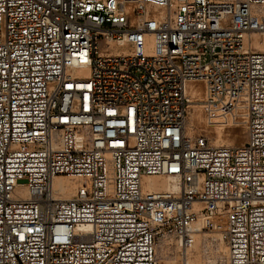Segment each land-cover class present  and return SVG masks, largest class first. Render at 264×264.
<instances>
[{
	"label": "built area",
	"instance_id": "obj_1",
	"mask_svg": "<svg viewBox=\"0 0 264 264\" xmlns=\"http://www.w3.org/2000/svg\"><path fill=\"white\" fill-rule=\"evenodd\" d=\"M262 35L264 0H0V264H160L198 233L264 264ZM196 102L244 143L189 131Z\"/></svg>",
	"mask_w": 264,
	"mask_h": 264
},
{
	"label": "bare ground",
	"instance_id": "obj_2",
	"mask_svg": "<svg viewBox=\"0 0 264 264\" xmlns=\"http://www.w3.org/2000/svg\"><path fill=\"white\" fill-rule=\"evenodd\" d=\"M134 1L135 0H128V4H127L126 8H128L130 10L132 8L131 2H134ZM262 38H264V35H262ZM260 39H261L260 36H256L257 46L261 49H264V43L259 42ZM198 82L202 83L204 90H202L200 88L199 83H197V81H189L187 83V92L193 98L198 99V100H203V99H205V87H204V84L202 81H198ZM192 106L195 108L194 109V117H196L197 120H201V118H202L201 112H202L203 105L202 104H195ZM203 110H204V108H203ZM190 115L192 116V113ZM206 129L210 130V132L213 134L212 138H213L214 145L221 143L218 145L237 146V145H241L244 143V140L242 138L243 137L242 134H239V133L231 134V132L228 131L227 129H225L223 127V125H220L218 123L212 124L210 127L206 128ZM240 133H241V131H240ZM75 181L76 180H74V178L71 176H67V175L57 176L54 178V187L56 189H59L62 192L63 197L69 198V197H72L74 192H75V189H76V182ZM142 182H143V186L146 190H163V191L169 192L171 194H177L180 190L179 180L177 178L172 177V176H165V177H164V175L145 176V177H143ZM192 227L196 228V225H193ZM160 242L162 243V248H164L165 250L166 249H173L175 251H179V253H180V255L176 258V260H174V258L172 259L171 257H169L171 259L167 258L168 259L167 262L170 264H176V262H177V264H178V262L180 264V260L182 259V257H183V261L185 259V256H183L184 254H187L186 259L189 262V264H192V263L194 264V262L199 261V258H196L195 254H192L190 252V248L194 242L192 244L188 245L187 249L185 247L182 248L178 241H175L174 246L169 245V241L166 240L165 238H162ZM211 242H212V248L211 249L214 250L213 253L215 252V255L213 257V262L216 264L217 260L223 255V253L221 252L222 250L220 248H219V250H221L220 254L218 253L219 251L217 250V246H218V243H220V240L218 241V240H216V238H211ZM166 257H168V256H166Z\"/></svg>",
	"mask_w": 264,
	"mask_h": 264
},
{
	"label": "rangeland",
	"instance_id": "obj_3",
	"mask_svg": "<svg viewBox=\"0 0 264 264\" xmlns=\"http://www.w3.org/2000/svg\"><path fill=\"white\" fill-rule=\"evenodd\" d=\"M127 4H128V0H125L126 7H127ZM131 6H132V8L135 6V1L131 2ZM197 83H199V82L197 81ZM199 86H200V88L202 90H204L203 85H202L201 82L199 83ZM201 103L202 102H200V103L196 102L195 104H201ZM194 109H195L194 107L190 108V114L192 113V116L189 114V117H188V120H187V123H186L187 129L190 131L193 128H195V129L202 128L209 135L212 144H214L213 143V138H212L213 134L210 132V130L206 129V128L210 127L212 124H207L203 108H202V112H201L202 113L201 120H197L196 117H194ZM218 124L223 125V127L225 129H227L228 131H230L231 134H235V133L242 134V136H243L242 138L245 141L246 127L244 125H235V124H231V123L230 124L218 123ZM240 131H241V133H240ZM218 144H221V143H218ZM211 238H212L211 236H207V235L201 234V233L194 235V243H193V245L190 248V252L192 254H195L196 258H199V261L198 262L197 261L194 262V264H214L213 257L215 255V252L213 253L214 250L211 249L212 248ZM160 241H161V239H160ZM160 241H159L158 246H157L158 256L160 258V264H170V263L167 262V260H168L167 258L171 257L172 259L174 258V260H176V258L180 255V253H179V251H175L173 249H166L165 250L164 248H162V243ZM219 248L222 251L219 250ZM217 250L219 251L218 252L219 254H220V251L222 253H224L226 251L225 245H224V243L222 241H220V243H218ZM166 256H168V257H166ZM183 256H185V259H186L187 254H184ZM171 258H169V259H171ZM182 262H183V257L180 260V264H182ZM176 264H177V262H176ZM178 264H179V262H178Z\"/></svg>",
	"mask_w": 264,
	"mask_h": 264
}]
</instances>
